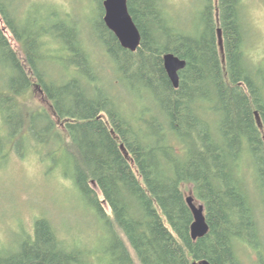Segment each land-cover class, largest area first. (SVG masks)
Masks as SVG:
<instances>
[{"label":"trees","instance_id":"trees-1","mask_svg":"<svg viewBox=\"0 0 264 264\" xmlns=\"http://www.w3.org/2000/svg\"><path fill=\"white\" fill-rule=\"evenodd\" d=\"M94 1L88 34L109 72L68 14L33 15L19 0H0V163L13 153L42 160L40 144L54 146L52 157L62 149L64 173L102 224L108 264H245L246 250L264 264V64L246 51L241 0H203L187 29L162 0H127L141 35L135 51L120 45L104 23L103 0ZM166 53L185 61L178 87L164 69ZM34 87L49 108L25 103ZM189 192L208 225L197 239ZM23 234L0 245V264L88 259L46 218Z\"/></svg>","mask_w":264,"mask_h":264},{"label":"rangeland","instance_id":"rangeland-1","mask_svg":"<svg viewBox=\"0 0 264 264\" xmlns=\"http://www.w3.org/2000/svg\"><path fill=\"white\" fill-rule=\"evenodd\" d=\"M22 9H29L34 15L37 12L47 15L52 10L59 9L76 20L87 32L85 38L92 57L104 63L106 71H110L103 53L92 43L91 21L97 15L98 2L94 0H19ZM168 15L174 18V23L182 29L191 28L198 20V12L203 0H162ZM36 5L33 8L32 5ZM244 21L247 30L246 51L255 62L264 64V0H241ZM55 8V9H54ZM22 13V12H20ZM6 35L12 46L21 56L19 45L8 31ZM1 63V62H0ZM54 70L60 72L61 67L55 65ZM104 70V69H103ZM5 73L0 64V74ZM110 79L114 74H105ZM30 109L49 104L44 96L34 87L23 96ZM2 120L0 117V128ZM40 160L35 152H30L25 158L11 154L5 162L0 163V245L9 247L14 242L22 240L24 232L32 233L34 221L43 217L49 220L55 228L58 237L89 253L85 264H108L100 258L107 241L104 230L95 219L87 205L78 195L68 169L64 151L60 149L55 157L50 154L54 146L40 144L38 146ZM59 164L54 167V162ZM53 168V169H52ZM106 211L107 205L103 204ZM105 239V240H104ZM245 264H254L255 254L246 250L242 254Z\"/></svg>","mask_w":264,"mask_h":264},{"label":"water","instance_id":"water-1","mask_svg":"<svg viewBox=\"0 0 264 264\" xmlns=\"http://www.w3.org/2000/svg\"><path fill=\"white\" fill-rule=\"evenodd\" d=\"M104 23L114 33L123 48L135 51L140 44L141 35L127 8V0H103ZM164 69L174 87H178V71L185 67V61L172 53L163 56ZM187 203L193 215L190 227L192 239L203 237L208 231L203 206L197 203L191 192L187 195ZM200 264H210L203 260Z\"/></svg>","mask_w":264,"mask_h":264}]
</instances>
